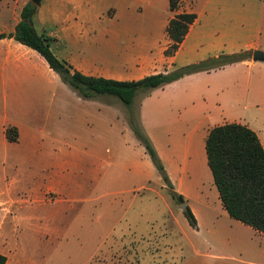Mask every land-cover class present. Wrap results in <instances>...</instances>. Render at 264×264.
I'll use <instances>...</instances> for the list:
<instances>
[{"label":"rangeland","instance_id":"obj_1","mask_svg":"<svg viewBox=\"0 0 264 264\" xmlns=\"http://www.w3.org/2000/svg\"><path fill=\"white\" fill-rule=\"evenodd\" d=\"M21 2L0 0V31L14 24ZM181 12L183 8L177 13ZM261 28V41L264 42V10ZM13 84L0 81V120L7 118L37 126L42 144L37 148L28 142L13 147L1 145L0 178L3 183L6 176L8 180H17L19 175L22 179L27 175L25 180L30 182L39 181L40 170H43L38 162L15 166L3 160L6 155L37 153L46 157L51 154L61 162L65 160L62 172L70 177V188L84 187L82 191L71 190L74 204H68L63 210L60 238H42L40 246L48 248L42 247L41 259L47 256L49 264H264V235L230 218L221 206L204 149L212 127L209 122L192 131L196 125L194 117L182 118L175 110L165 115L156 113L154 108L159 109L162 100L157 89L148 95L138 91L131 106L125 107L108 96L83 101L47 76ZM28 89L41 91L38 107L30 105L32 98H14L12 94ZM4 91H7L6 101ZM239 116L240 112L226 118L239 122ZM181 119L185 122L174 126L181 128L173 135L174 142L169 141L166 127ZM130 123L147 137L154 150L158 145L166 158H172L174 147L191 145L190 156L191 151L196 153L190 158L195 164L189 162L185 167L186 162L182 161L185 154L177 150L180 156L173 161L182 168L173 180L167 172L171 160L167 158L164 164L155 150L168 183L153 164L147 182L139 176L134 177L129 168L121 171L119 167L128 159L129 150L131 157L136 154V158L146 153L139 142L134 147V137L128 133L132 131ZM123 125L128 129L126 133L122 132ZM147 160L150 162L149 158ZM172 168L176 171V166ZM179 186L182 193L177 191ZM177 195L186 197L184 203L174 197ZM80 198L84 201H77ZM182 205L195 213L197 227L189 225ZM6 226L0 220V238ZM11 227L14 238L18 239L25 232L23 226ZM29 240L25 242L28 250L36 246L32 239ZM5 250L10 255L7 264H12L15 254L22 252L15 246Z\"/></svg>","mask_w":264,"mask_h":264},{"label":"crops","instance_id":"obj_2","mask_svg":"<svg viewBox=\"0 0 264 264\" xmlns=\"http://www.w3.org/2000/svg\"><path fill=\"white\" fill-rule=\"evenodd\" d=\"M26 4L22 0L14 24L10 29L0 31V34L8 36L14 32L20 21V12ZM182 8L186 13L195 14L196 20L178 51L169 57L164 54L171 43L166 29L174 13L169 10L168 0H40L33 27L38 33H44L55 40L52 46L55 56L73 70L87 76L115 81H137L222 54L254 50L264 52V42L261 41L264 0H182ZM38 76H47L52 82L64 85L35 51L12 38L0 39L2 83L11 81L16 85L21 80L30 81ZM157 90L162 100L158 104L159 109L154 108L156 113L165 115L175 110L180 116L182 114V118L194 117L196 125L192 131L198 130L206 121L212 125L211 128L225 123L242 124L255 132L264 148V62L249 59L210 72L195 73ZM12 94H15L14 98H32V107H38L41 102L40 90H19ZM3 98L6 101L7 91H4ZM248 101L251 104H247ZM146 103L144 101L143 105ZM238 112L241 113L239 122L226 118ZM185 119L179 120L178 124L167 123L169 141L174 142L173 135L181 128L174 126L183 124ZM9 126L17 129V142L7 141L5 130ZM122 128V132L126 133L127 128L124 125ZM39 131L37 126L3 118L0 120V146L13 147L28 142L34 148L40 147L42 140ZM128 133L134 137V147H137L138 140L132 131ZM190 147H174L172 158L167 157L171 160L167 172L173 180V176L182 168L173 161L176 156H180L177 150H183L185 154L182 158L186 162L185 167L189 162L195 164V160L190 157L196 152L191 151L190 156ZM155 148L166 164L167 158L162 149L158 145ZM128 152V159L124 160L119 169L126 171L129 168L134 177L149 181L152 169L149 156L144 153L136 158V154L131 157L130 150ZM47 157L44 154L28 153L6 155L3 158L15 166L20 163L22 166L23 162H38L39 168L43 170H40L42 177L39 181L25 180L27 175L24 179L19 175L17 180L3 177L4 183L0 178V220L3 226L7 225L1 230L0 254L6 258L5 264L10 260L5 249L10 246L22 249V252L15 254L12 264H49L47 256L45 259L40 258L42 247L48 248L43 244L40 246L42 238H60L63 210L68 204H74L71 190L82 191L84 188L83 185L70 188L71 179L62 172L65 160L61 162L56 157L52 158L51 154ZM174 166L176 171L172 168ZM177 191L182 193L183 189L179 186ZM15 224L23 226L26 232L18 239L12 235L11 226ZM29 239L36 243L30 250L25 247Z\"/></svg>","mask_w":264,"mask_h":264},{"label":"trees","instance_id":"obj_3","mask_svg":"<svg viewBox=\"0 0 264 264\" xmlns=\"http://www.w3.org/2000/svg\"><path fill=\"white\" fill-rule=\"evenodd\" d=\"M169 10L175 13L166 32L171 41L165 56H173L182 44L190 26L196 20L193 13L181 12L182 0H168ZM37 7L28 2L20 12V21L14 32L0 39L12 38L17 43L35 51L78 98L95 100L98 96L116 98L125 107L131 106L138 91L148 95L150 91L163 88L185 76L199 72H210L227 65L249 60L252 52L222 54L197 63L177 68L171 72L153 74L137 81H115L84 75L73 70L65 61L58 59L52 48L55 40L33 27ZM177 13V14H176ZM130 128L138 142L144 147L155 169L168 183L158 155L147 137L132 123ZM8 142L18 141L15 127L5 130ZM207 166L217 189L222 208L228 216L264 235V148L254 131L238 123H225L211 128L205 139ZM182 204L181 195L174 196ZM189 225L195 228L196 218L186 206L183 212ZM6 258L0 254V264Z\"/></svg>","mask_w":264,"mask_h":264},{"label":"water","instance_id":"obj_4","mask_svg":"<svg viewBox=\"0 0 264 264\" xmlns=\"http://www.w3.org/2000/svg\"><path fill=\"white\" fill-rule=\"evenodd\" d=\"M30 2L36 7L40 6V0H30ZM250 59L253 62H264V52L260 50H254L251 53ZM181 209L185 210V205H182Z\"/></svg>","mask_w":264,"mask_h":264}]
</instances>
